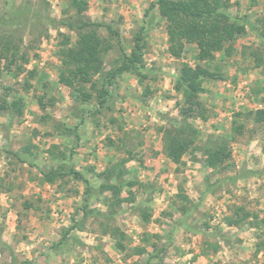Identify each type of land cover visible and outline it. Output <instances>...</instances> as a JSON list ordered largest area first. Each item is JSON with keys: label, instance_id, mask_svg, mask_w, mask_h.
I'll list each match as a JSON object with an SVG mask.
<instances>
[{"label": "rangeland", "instance_id": "rangeland-1", "mask_svg": "<svg viewBox=\"0 0 264 264\" xmlns=\"http://www.w3.org/2000/svg\"><path fill=\"white\" fill-rule=\"evenodd\" d=\"M46 1L0 0V17L25 5L52 19L15 31L17 65L8 69L4 55L0 63V100L24 103L22 116L0 112V264H264V247L257 252L264 245V125L249 116L264 109V0H227L232 22H246V32L229 55L208 64L220 78L203 83L208 119H189L199 134L180 165L167 158L164 136L184 122L175 81L182 64H198L197 46L187 44L178 58L169 53L157 0H90L82 17L100 25L90 30L109 47L105 74L131 54L137 36L144 45L145 68L119 75L100 109L59 83L62 51L78 43L76 27L67 25L81 19L69 0ZM95 81L106 85L101 76ZM234 120L244 134L231 139L230 162L211 169L205 150L230 139ZM52 146L67 159L52 158ZM59 167L83 180L70 174L41 182V170ZM109 184L121 187L120 197L102 191ZM84 207L92 213L85 216ZM243 214L250 217L239 226L226 223Z\"/></svg>", "mask_w": 264, "mask_h": 264}, {"label": "trees", "instance_id": "trees-1", "mask_svg": "<svg viewBox=\"0 0 264 264\" xmlns=\"http://www.w3.org/2000/svg\"><path fill=\"white\" fill-rule=\"evenodd\" d=\"M43 1L48 5L46 0ZM89 1L69 0L70 8L76 12L81 20L78 26L67 25L71 28L76 27L75 29L78 31V43L76 47H67L62 51L65 70L59 75V83L73 89L75 91V99L81 103H88L96 99L97 105L101 109L113 98L111 87L114 86L115 79L119 75L131 71L138 73L145 68L143 60L144 45L141 44V36H137L134 39V49L131 54L124 55V60L120 67L105 74L103 57L104 53L109 50V47L105 46L103 39L96 31L90 30V28L100 27V25L84 21L82 17ZM154 6L167 23L168 50L172 56L181 57L187 44H195L198 49V64L195 66L186 63L182 64L175 81V91L182 97L180 111L184 122L178 127L165 130L164 136L167 158L175 164L180 165L183 156L194 145L199 134L188 123L189 119L194 117L200 118L203 121L208 119L206 110L200 100V96L204 92L203 83L206 80H217L220 78L218 68H215L216 70L213 71L209 68L208 64L214 62L217 57L216 55L220 52H224L226 55L231 53L234 42L246 32V22L240 20L232 22V16L229 12L230 4L227 0H157ZM51 21L52 19L46 12L40 10L34 11L25 5L20 8L7 10L6 16L0 17V31H2V36L0 37V63L4 55L8 58V69L17 65L20 54L18 45L13 40L15 31L34 22L45 25L51 23ZM252 28L256 30V27ZM68 42L69 40H67V45ZM21 59H25L23 55ZM255 59L258 62L257 65H259L261 59L258 54H255ZM25 61L28 63V60L25 59ZM17 69L20 68L17 67ZM28 74L31 79L36 77L35 70L29 71ZM98 76H101L106 82V85L101 88L97 87V82L95 81V78ZM87 85L90 86L89 90H86ZM40 105L43 106L42 101H40ZM23 108L24 103L21 99L13 100L10 103L7 100H0V112L10 110L18 116H22ZM249 116L253 117L255 123L264 125V109L251 112ZM244 130V124L234 120L230 139H222L214 148L205 150L206 163L209 168H222L226 163L230 162L232 159L230 141L234 137L243 135ZM56 149V146H52L48 150L52 158L67 159L63 152H59L56 155ZM30 150L31 148L28 147V153ZM11 154L21 163L28 162L26 155L22 156L14 152ZM28 163L33 166L32 162L29 161ZM113 171L112 168L111 170L107 169L103 173V176L110 177ZM40 173L43 184H54L58 179L70 174L77 180H83L82 175L74 168H71L69 172L59 167L50 171L41 170ZM129 185L133 186L134 184L130 183ZM101 189L102 191H111L116 198L120 197L122 191L121 187L110 184L101 186ZM184 199L187 200V197ZM117 201L121 202V200ZM30 208H32V205H26L27 210ZM82 210L85 216L92 213L86 207L82 208ZM249 217V214H243L242 217L236 219L228 218L226 223L229 226L237 227L243 221L248 220ZM143 218L148 222L151 215L145 213ZM70 231H72V228L67 231L66 235ZM263 247L264 245L258 244L257 252H260ZM117 249L120 251L125 250V247L119 240L117 241Z\"/></svg>", "mask_w": 264, "mask_h": 264}]
</instances>
